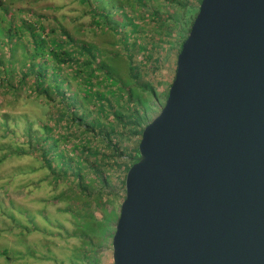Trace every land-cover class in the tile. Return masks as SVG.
Here are the masks:
<instances>
[{
	"label": "water",
	"instance_id": "95a60500",
	"mask_svg": "<svg viewBox=\"0 0 264 264\" xmlns=\"http://www.w3.org/2000/svg\"><path fill=\"white\" fill-rule=\"evenodd\" d=\"M126 171L111 264H264V0H201Z\"/></svg>",
	"mask_w": 264,
	"mask_h": 264
},
{
	"label": "rangeland",
	"instance_id": "374dc122",
	"mask_svg": "<svg viewBox=\"0 0 264 264\" xmlns=\"http://www.w3.org/2000/svg\"><path fill=\"white\" fill-rule=\"evenodd\" d=\"M189 1L193 5L197 3V0ZM155 3L137 7L138 13L135 10L130 12L125 6L120 9L111 6L105 11L109 15L105 26L102 25L103 18L92 19L89 0L86 3L81 0H0V264H111V238L104 237H112L124 195L121 187L123 172L131 160L124 156L125 161L121 162L116 158L115 171H108L107 185L99 193H112L113 198L103 196L96 202L89 198L84 203L75 199V192L66 196V190L73 187L72 184L63 181L54 187L49 182V172L37 153L29 151L43 135V126L53 127L63 109L58 96L49 105L33 92L32 77L22 78L21 72L33 60L29 27L43 37L46 44L50 38L64 42L65 50L85 44L106 56L116 55L127 61L128 53L141 56L140 49L131 47L137 43L144 48L149 61L161 60L152 74L148 68L151 62L140 65V58L132 56L139 72L135 90L143 95L140 88L151 87L156 93L155 97L145 98L146 107L142 106L145 108L139 113L141 129L164 104V94L174 75L178 53L176 43L180 42L176 30H172L167 38L160 29L161 24L151 17L149 10ZM95 11L100 12V9ZM111 21H117L119 25L114 27ZM132 22L138 25L131 31L128 24ZM8 28L16 33L9 41L5 35ZM126 29L131 36L125 43L121 37ZM50 30L53 32L48 35L41 32ZM66 36L76 43L74 47L66 42ZM158 38L160 41L154 45ZM151 51L159 52L151 55ZM37 59L35 57L34 61ZM60 69L59 75L66 81V85H60L61 90L75 93L78 79L70 78L75 68L60 65ZM120 72L123 77L125 71ZM83 106L89 107V104ZM139 139L138 134L130 135L120 147H126L127 154L134 157L132 152ZM95 184L87 187L86 196L98 189ZM61 193L65 194L61 200L52 201L53 196ZM107 211L115 214V220L109 222L113 230L110 228L100 235L96 221L101 220Z\"/></svg>",
	"mask_w": 264,
	"mask_h": 264
},
{
	"label": "trees",
	"instance_id": "16d2710c",
	"mask_svg": "<svg viewBox=\"0 0 264 264\" xmlns=\"http://www.w3.org/2000/svg\"><path fill=\"white\" fill-rule=\"evenodd\" d=\"M81 1L83 3L87 2V0ZM159 1L161 6L158 5V0H89L91 5L89 13L92 19L94 17L103 18L102 25L106 26L105 21L109 15L105 11L111 6H115L116 9L125 6L128 7L130 12L135 10L138 13L137 7L143 8L149 2H156L153 5L154 8L149 10L152 12L151 17L161 24L160 29L167 38L172 30H176V36L180 39V42L176 43L179 52L201 0H197L196 5H193L189 0ZM96 8L100 9V12H96ZM158 11L163 12L159 14ZM111 22L114 27L119 25L117 21ZM128 25V29L132 31L138 24L132 22ZM121 26H124V24H121ZM29 28L33 44V60L21 72L22 78L29 75L32 77L33 92L37 93V97L42 96L47 104L50 105L54 98L58 96L60 107L63 109L61 115L58 114V120L53 124V127L43 126V135L35 148L33 147L29 153H37L42 165L49 172V182L54 187L63 181L73 185V187L67 189L68 191L66 190V196L71 192H75V199L84 201V203L89 198L94 202L100 201L103 196L113 198L112 193H99L100 189L107 185L110 175L108 171H115V159H120L122 162L125 161L123 160L125 156L126 159L131 158V160H129L128 167L123 172L121 181L123 189L125 173L138 160V154L135 146L132 152L134 157H130L127 154V148L120 147V144L128 139L130 135L138 134L140 138L143 127L139 129L141 120L139 113L146 107L145 98L155 97L156 94L151 87L140 88L145 97L135 90L139 72L134 65L136 63L133 61L132 56L135 55L136 58H140V65L151 62V66L148 65V68H150L149 72H152V74L155 73L161 60L159 62H157L158 59L149 61V56L143 51L144 48L137 43L131 44V47L136 46L145 55L141 53V57L138 53H128V56L126 55L127 61L116 55L115 57L106 56L100 50L94 47L90 48L85 44L79 45L76 49L65 50L63 49L64 42L50 38L47 41L48 44H46L43 37L34 33L31 27ZM41 32L48 35L53 31ZM5 35L9 41L16 33L11 32L8 28ZM128 36H131V32H127L126 29L123 31L121 41L123 40L126 43ZM66 38H68L66 42H70L71 46L76 45L68 36ZM159 41L158 38L154 45H157ZM168 45L170 46L171 43H168ZM158 52L151 51V55ZM35 57L38 58L37 61H34ZM60 65L75 68L74 73L70 75V78L78 79V90L75 93H65L61 90L60 85H66V81L59 75ZM121 70L125 71L123 77H121ZM43 85H46V87L44 88ZM12 90L15 91L16 88ZM167 91L164 94V99ZM83 104H89V107L83 106ZM126 129L130 131L126 132ZM122 136L123 139H120ZM96 146L100 147L97 148ZM91 183L95 184L96 187L98 186V189L86 196L85 192ZM93 185L91 189H93ZM64 195L62 193L55 195L52 197V201L57 202ZM114 220V212L107 211L101 220L96 221L100 235L105 234L111 228L109 222ZM111 230H113V227ZM107 237L111 238V235L105 236L104 239Z\"/></svg>",
	"mask_w": 264,
	"mask_h": 264
}]
</instances>
